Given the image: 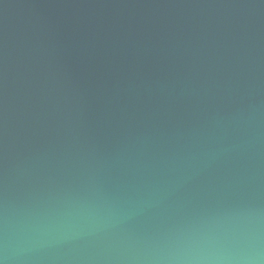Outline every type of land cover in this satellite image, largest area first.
Returning a JSON list of instances; mask_svg holds the SVG:
<instances>
[{
	"label": "water",
	"instance_id": "1",
	"mask_svg": "<svg viewBox=\"0 0 264 264\" xmlns=\"http://www.w3.org/2000/svg\"><path fill=\"white\" fill-rule=\"evenodd\" d=\"M0 264H264V0H0Z\"/></svg>",
	"mask_w": 264,
	"mask_h": 264
}]
</instances>
